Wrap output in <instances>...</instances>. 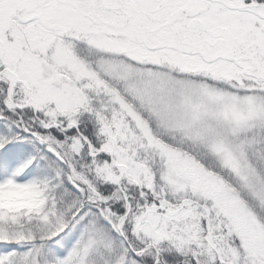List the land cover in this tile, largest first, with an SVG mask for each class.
Returning <instances> with one entry per match:
<instances>
[{
    "label": "snow or ice",
    "instance_id": "obj_1",
    "mask_svg": "<svg viewBox=\"0 0 264 264\" xmlns=\"http://www.w3.org/2000/svg\"><path fill=\"white\" fill-rule=\"evenodd\" d=\"M0 264H264V0H0Z\"/></svg>",
    "mask_w": 264,
    "mask_h": 264
}]
</instances>
